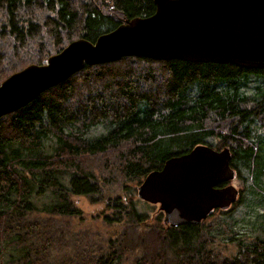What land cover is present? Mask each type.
<instances>
[{"label":"trees","instance_id":"16d2710c","mask_svg":"<svg viewBox=\"0 0 264 264\" xmlns=\"http://www.w3.org/2000/svg\"><path fill=\"white\" fill-rule=\"evenodd\" d=\"M154 11L153 0H0V84ZM101 123L111 128L85 137ZM257 128L264 69L136 57L86 66L0 117V246L18 251L2 264H264L263 240L235 237L223 256L210 215L170 228L136 197L146 175L199 145L253 161ZM45 139L54 146L38 157ZM80 196L103 203L94 226L73 201Z\"/></svg>","mask_w":264,"mask_h":264},{"label":"water","instance_id":"95a60500","mask_svg":"<svg viewBox=\"0 0 264 264\" xmlns=\"http://www.w3.org/2000/svg\"><path fill=\"white\" fill-rule=\"evenodd\" d=\"M148 17L125 20L94 42L78 39L45 64L30 65L0 84V117L13 113L86 66L125 57L229 64L264 69V0H153ZM224 147L205 145L167 159L136 188V197L158 205L164 225H199L239 197ZM221 185H224L220 187Z\"/></svg>","mask_w":264,"mask_h":264},{"label":"rangeland","instance_id":"374dc122","mask_svg":"<svg viewBox=\"0 0 264 264\" xmlns=\"http://www.w3.org/2000/svg\"><path fill=\"white\" fill-rule=\"evenodd\" d=\"M110 128L111 125L108 123L92 126L85 137L94 138L104 134ZM71 130L77 131V126L71 127L67 132ZM256 133L259 140L253 145L254 160H246V158L230 160V166L234 168L236 176L228 184L241 191L238 202L232 204L226 213L215 210L206 221V223H214L215 229L211 233L217 237L216 249L223 256L232 255L235 252V237L245 239L246 243L253 237L264 241V129L257 128ZM53 146L52 139H45L36 156L43 157L50 154ZM178 149L181 150L182 147ZM65 182L67 183V180ZM131 188L132 186L129 185V189ZM32 200H36L37 206H41L49 203L51 196L40 198L33 196ZM73 201L88 224H91L88 220L90 216L98 215L103 210V203H91L82 196L73 197ZM145 206L147 207L142 201L137 204L138 210H145ZM156 213L157 207L153 205L150 213L151 221ZM17 255L18 251L15 249L0 246V264L5 263L9 256Z\"/></svg>","mask_w":264,"mask_h":264},{"label":"flooded vegetation","instance_id":"af4514ba","mask_svg":"<svg viewBox=\"0 0 264 264\" xmlns=\"http://www.w3.org/2000/svg\"><path fill=\"white\" fill-rule=\"evenodd\" d=\"M232 168V167H231ZM233 169V168H232ZM228 184V183H227ZM222 186H224V185H221L220 187H222ZM156 207H158V205H156ZM161 213V212H160ZM161 215H162V213H161Z\"/></svg>","mask_w":264,"mask_h":264}]
</instances>
